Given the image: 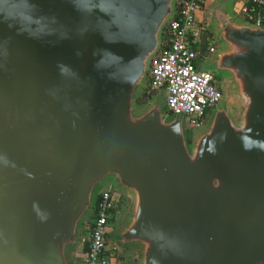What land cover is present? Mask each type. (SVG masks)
Instances as JSON below:
<instances>
[{
    "label": "water",
    "instance_id": "1",
    "mask_svg": "<svg viewBox=\"0 0 264 264\" xmlns=\"http://www.w3.org/2000/svg\"><path fill=\"white\" fill-rule=\"evenodd\" d=\"M178 1L0 0V264H83L106 191L138 264H264V26L203 1L221 99L189 137L141 102Z\"/></svg>",
    "mask_w": 264,
    "mask_h": 264
},
{
    "label": "built area",
    "instance_id": "2",
    "mask_svg": "<svg viewBox=\"0 0 264 264\" xmlns=\"http://www.w3.org/2000/svg\"><path fill=\"white\" fill-rule=\"evenodd\" d=\"M203 1H178L175 17L164 28L161 50L151 63L145 90L146 97L164 90L170 115L187 118L190 130L203 126L221 99L214 78L198 68L215 50L213 33L199 19ZM237 11L244 20L264 26V0H239ZM122 204L123 198L110 191L98 196L87 226L83 264H114L116 251L107 238Z\"/></svg>",
    "mask_w": 264,
    "mask_h": 264
},
{
    "label": "rangeland",
    "instance_id": "3",
    "mask_svg": "<svg viewBox=\"0 0 264 264\" xmlns=\"http://www.w3.org/2000/svg\"><path fill=\"white\" fill-rule=\"evenodd\" d=\"M229 9H230V7H229ZM232 15L234 16V13ZM237 18L240 19V16L238 15ZM144 88H145V86H144ZM147 99H148V97H146L144 95L143 98L141 99V102L145 103V102H147ZM162 103H163V106H164L165 105L164 99H163ZM198 131L199 130H197V129L196 130L195 129L194 130H190L188 132V136L190 137L192 135H196L198 133ZM109 181L110 180H106L104 183L109 182ZM128 207H129L128 201L125 198H123L122 207H121L119 213L117 214L116 221L113 223L112 227H116V229L121 227L122 223L124 222V219L126 218L125 215L127 213ZM91 217H92V215H91ZM91 217H90V219H91ZM88 225H89V222L87 223V225L85 226V229H84V235H83L84 236V246H82V253H83V251H84V249L86 247V244L88 243V230H87V228H88L87 226ZM109 247L110 248H114V246L112 245L111 242L109 243ZM114 264H138V257L136 256L135 253H127V254H124V255H120V254L116 253Z\"/></svg>",
    "mask_w": 264,
    "mask_h": 264
},
{
    "label": "trees",
    "instance_id": "4",
    "mask_svg": "<svg viewBox=\"0 0 264 264\" xmlns=\"http://www.w3.org/2000/svg\"><path fill=\"white\" fill-rule=\"evenodd\" d=\"M86 250V249H85Z\"/></svg>",
    "mask_w": 264,
    "mask_h": 264
}]
</instances>
